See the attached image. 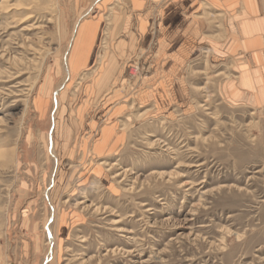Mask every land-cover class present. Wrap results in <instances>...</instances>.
<instances>
[{
  "label": "rangeland",
  "instance_id": "1",
  "mask_svg": "<svg viewBox=\"0 0 264 264\" xmlns=\"http://www.w3.org/2000/svg\"><path fill=\"white\" fill-rule=\"evenodd\" d=\"M128 1L0 0V264H264V108L223 94V14L201 5L214 51L186 64L187 102L160 114L135 98L157 65L163 1L147 0L149 48L120 57ZM90 19L95 64L70 78L64 52ZM111 55L115 77L94 88Z\"/></svg>",
  "mask_w": 264,
  "mask_h": 264
},
{
  "label": "crops",
  "instance_id": "2",
  "mask_svg": "<svg viewBox=\"0 0 264 264\" xmlns=\"http://www.w3.org/2000/svg\"><path fill=\"white\" fill-rule=\"evenodd\" d=\"M160 1L163 4L158 6L156 20L160 32L154 47L157 65L153 74L142 80L136 102L149 105L150 109L160 114L169 111L174 105L187 102L190 93L182 76L186 64L204 48L214 51V28L203 16H197L201 5L205 3L222 12L218 14H223L224 29L218 32L222 35L219 43L221 51L218 52L222 61L228 58L231 60L233 74V78L224 81L223 85L229 83L230 86L226 90L222 88L223 94L231 103L264 108V0H155ZM128 2L131 11L122 14L116 25L119 32L123 33L124 20L125 26L129 24L128 30L123 33L124 37L118 41L120 44L114 48V53L120 57H127L137 46L147 50L153 40L151 29L155 22L151 11L146 9L147 0ZM113 17L114 14L111 20L115 22ZM90 20L78 21L66 48L64 57L70 78L95 64L102 20ZM107 60L102 69L100 65L93 70L100 73L93 83L94 88L100 89L102 85L101 89L105 88L115 77V56L111 55ZM56 118L59 123L60 118Z\"/></svg>",
  "mask_w": 264,
  "mask_h": 264
},
{
  "label": "bare ground",
  "instance_id": "3",
  "mask_svg": "<svg viewBox=\"0 0 264 264\" xmlns=\"http://www.w3.org/2000/svg\"><path fill=\"white\" fill-rule=\"evenodd\" d=\"M2 4L0 3V8L2 7L1 6ZM11 6H12V4H11ZM10 6V7H11ZM15 6V5H14ZM9 7V8H10ZM16 7H18V6H16ZM58 8V7H57ZM50 11H52L53 12V10H50ZM209 13V12H208ZM221 14H217L216 16H220ZM52 18V15L49 13L48 14V16H47V21L48 20H50ZM108 22H110V21H108ZM212 23V22H211ZM216 23V22H215ZM109 25H110V23H109ZM37 28H39V26H36L35 24H29L28 26H26V27H24L23 28V30H25V31H29V30H32V29H37ZM37 50V49H36ZM66 53H67V51H65V53H64V55H66ZM64 61H65V74H66V76H68L69 75V71H68V68H67V64H66V59H65V57H64ZM101 62V61H100ZM102 63V62H101ZM101 63H99L98 64V66H100L101 65ZM197 73H203V71H196ZM165 75V74H164ZM19 86H23V85H19ZM26 86V85H25ZM165 86V85H164ZM41 87V86H40ZM196 88V87H195ZM30 88H28V90H29ZM40 89V88H39ZM25 90V89H24ZM27 90V89H26ZM19 91V93L21 92L23 95L24 94H26V92H24V91H22V90H18ZM19 93H17V94H19ZM57 94H58V89L54 92V95H56V96H54V103H55V106H57L58 107V98H57ZM41 95V94H40ZM44 107V106H43ZM62 112V115H63V111H61ZM61 115V117H60V119H59V123H57V120H56V117L54 116L53 117V120H52V128H51V131L53 132V134L55 133V139H56V141H58L59 140V137L61 136H64L65 134H66V132H67V124H66V120H62V116ZM55 141V142H56ZM105 162V161H104ZM103 162V163H104ZM100 164H102V163H100ZM106 164H108L107 163V161L105 162V165ZM143 179V178H142ZM97 210V209H96ZM48 236H49V238H50V240H52L53 239V237L51 236V234H50V231L48 230ZM53 241V240H52Z\"/></svg>",
  "mask_w": 264,
  "mask_h": 264
}]
</instances>
